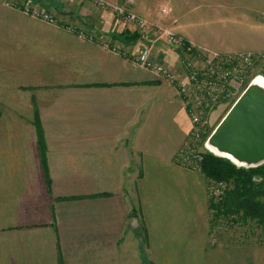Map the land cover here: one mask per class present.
Segmentation results:
<instances>
[{"label":"crops","instance_id":"1","mask_svg":"<svg viewBox=\"0 0 264 264\" xmlns=\"http://www.w3.org/2000/svg\"><path fill=\"white\" fill-rule=\"evenodd\" d=\"M41 1H54L61 17L94 26L99 37H77L14 6L0 11V264H74V252L84 254L77 264H94L88 254L117 251L129 236L130 216L153 235L151 222L163 218L160 173L180 172L172 161L190 123L183 103L176 117L153 111L147 91L161 81L104 47L113 34L134 32L123 17L90 4L67 9L75 0ZM164 5L171 11L162 16ZM130 7L209 50L264 53V0H135ZM158 46L159 61L181 57Z\"/></svg>","mask_w":264,"mask_h":264},{"label":"rangeland","instance_id":"2","mask_svg":"<svg viewBox=\"0 0 264 264\" xmlns=\"http://www.w3.org/2000/svg\"><path fill=\"white\" fill-rule=\"evenodd\" d=\"M94 1L75 0L72 4H68L66 8L74 10L73 4L75 3L80 5L90 4L92 9L108 11L116 15L109 9H102ZM105 1L111 4H117L108 0ZM50 4L47 1L43 3L41 0L37 2L26 0L24 3L21 0H0V11L4 9V5L8 7L14 6V8L27 14L28 16H26L28 18L30 17L52 27L63 29L68 33L75 34L77 37L86 39L93 38L92 40L99 37L94 26L79 25L75 19L63 18L55 11L54 6L58 4L54 1H51ZM27 7L30 10L29 12L26 11ZM59 8L61 12H64L61 7ZM135 13L144 17L136 11ZM146 19L149 20L148 18ZM90 22L91 20L87 23L89 24ZM162 26L181 34L178 29L179 32L173 27ZM110 41L113 42L112 39ZM159 45H163L168 53H172V50L168 48L165 41H162ZM158 47L154 51V54L156 51L158 52ZM136 48H134L136 51L141 49L140 47ZM202 48L205 47L202 46ZM113 53L122 56L115 51ZM125 58H128V56ZM162 59L167 60L164 57ZM131 62L134 64L135 70L138 68L144 69L133 61ZM176 63L171 62V65L174 66ZM139 69L137 70L138 72L142 71ZM144 71L148 70L144 69ZM247 73L249 74V79L251 77L264 79V62L251 65ZM151 74L154 79L158 78L161 81L155 82L156 87L149 88L147 91V95L151 100L152 110L162 112L163 117L172 115L176 117V114L173 113L177 111L179 103H183L189 119V131L175 152L172 161L174 166L180 168V172L178 170V172L174 171L175 173H160L159 180L163 186L160 185V188H156V191L160 189V196L158 198L162 199L161 201L159 200V204L163 208V218L159 221L155 219L151 222L153 226L151 230L153 228L155 229L151 233L153 234L151 237H146L143 231L145 229L144 223L146 224V228L147 223L139 217L130 216L132 220H129V225L131 223L132 227L126 228L129 236H123V242L119 244L118 250L107 251L102 247V251L97 252L95 255L88 254V260H91L94 264H264V229L260 228L261 230H258V232L253 231L254 228H257L253 227L254 223H252V228L251 224L243 225L231 220H226V222L221 220L218 225L216 223L213 224V221H211L212 215L209 204L210 183L206 180L202 171H191L186 167L184 168V165L180 164V161L176 162V155L186 140H188L187 138L192 129L189 112L181 96L178 95L179 93L176 88L155 74L153 75L152 72ZM135 78L139 80L138 78L143 79L148 77L137 74ZM242 93L240 90L230 98L228 103H223L214 110L207 124V133L203 135V140L207 138L209 132H213ZM22 110H24V114L26 112L32 114L31 108H24ZM36 126H38L39 133L41 134L42 126L40 121H38ZM138 174H134L136 179ZM212 190L214 191L215 188ZM144 240L151 242L152 248L149 243L148 245L150 246H147V243L144 245ZM72 256L75 259L71 260V262L77 264L84 257V254L81 256L80 252H74ZM82 262L81 260L80 264Z\"/></svg>","mask_w":264,"mask_h":264},{"label":"built area","instance_id":"3","mask_svg":"<svg viewBox=\"0 0 264 264\" xmlns=\"http://www.w3.org/2000/svg\"><path fill=\"white\" fill-rule=\"evenodd\" d=\"M94 2L102 9H109L123 17L132 25L134 31L142 35V40H146L145 46L139 51L116 40L112 42L105 39L103 45L124 57L128 56L138 66L176 88L192 122L188 140L176 155V162L180 161L184 168L191 171L201 172L204 152L210 150L207 141L212 132L204 140L203 135L207 133L206 127L212 113L219 105L228 103L231 97L240 90L243 92L255 81L256 78L249 79L247 71L251 65L264 62V53L240 51L223 54L202 48L169 28L137 15L130 7L134 0H125L123 4H111L105 0ZM26 11H30L28 7ZM170 11V5L160 8L163 16ZM46 17L48 18L47 15ZM162 41L181 56L174 66L159 61L154 54Z\"/></svg>","mask_w":264,"mask_h":264},{"label":"trees","instance_id":"4","mask_svg":"<svg viewBox=\"0 0 264 264\" xmlns=\"http://www.w3.org/2000/svg\"><path fill=\"white\" fill-rule=\"evenodd\" d=\"M113 37L124 45L142 39L138 31L128 30L113 34ZM201 171L210 183L209 204L213 224L231 220L243 225L251 224V227L254 223L253 227L257 228L253 231L256 232L264 229V163L244 167L206 150Z\"/></svg>","mask_w":264,"mask_h":264},{"label":"water","instance_id":"5","mask_svg":"<svg viewBox=\"0 0 264 264\" xmlns=\"http://www.w3.org/2000/svg\"><path fill=\"white\" fill-rule=\"evenodd\" d=\"M209 149L244 167L264 163V86L253 81L208 138Z\"/></svg>","mask_w":264,"mask_h":264},{"label":"bare ground","instance_id":"6","mask_svg":"<svg viewBox=\"0 0 264 264\" xmlns=\"http://www.w3.org/2000/svg\"><path fill=\"white\" fill-rule=\"evenodd\" d=\"M255 83H258V84L264 86V79L258 77V78L255 79Z\"/></svg>","mask_w":264,"mask_h":264}]
</instances>
